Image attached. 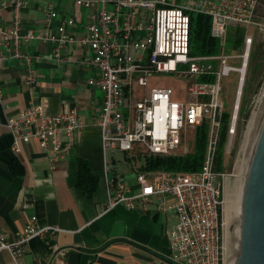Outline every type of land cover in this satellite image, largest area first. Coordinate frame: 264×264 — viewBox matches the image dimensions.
Returning a JSON list of instances; mask_svg holds the SVG:
<instances>
[{"label": "built area", "instance_id": "built-area-1", "mask_svg": "<svg viewBox=\"0 0 264 264\" xmlns=\"http://www.w3.org/2000/svg\"><path fill=\"white\" fill-rule=\"evenodd\" d=\"M259 0H184L174 5L160 0H75L81 7L99 5L98 11L78 38L49 31L23 30L20 10L25 0H1L0 7L12 10L10 25L0 31V60L14 58L24 62L25 82L34 81L33 63L36 55L22 50L30 39L54 42L52 56L62 61L60 50L68 44L87 46L92 56L81 60L93 64L98 76L88 84L102 92L97 124L103 154V172L107 191L105 210L122 204L128 209H147L157 197L159 208L176 216L169 233L170 260L173 264H226L228 252V222L225 218L226 168L216 170L215 158L224 102L220 100L221 78L229 72L238 74L234 100L229 113L222 156H231L233 139L238 133L239 110L249 62L253 25ZM112 4V9L106 5ZM196 11L209 17V35L216 41V50L209 54L190 53L189 16ZM50 11L49 16L55 17ZM66 23L72 25L73 20ZM232 27L244 30L242 48L232 50L229 34ZM62 30V27L60 28ZM239 60L238 66L230 61ZM154 73H169L185 81L186 99L174 101L168 86L149 87ZM209 80L201 81V78ZM134 82L145 91L125 114L124 86ZM262 90V89H261ZM1 96V87H0ZM207 122V142L201 168L194 172L169 170H136L138 186L133 190L125 178L109 169L105 153L109 150L129 152L140 145L149 156H167L178 148L183 131L195 130ZM16 141L22 137L35 138L50 156L66 149L62 139L71 141L80 128L77 112L69 109L50 115L39 103H32L15 116L0 122ZM62 231L57 226L36 223L31 217L14 241L0 234V250H9L14 257L32 238H49ZM52 256L47 264H66L65 251L50 243Z\"/></svg>", "mask_w": 264, "mask_h": 264}, {"label": "crops", "instance_id": "crops-1", "mask_svg": "<svg viewBox=\"0 0 264 264\" xmlns=\"http://www.w3.org/2000/svg\"><path fill=\"white\" fill-rule=\"evenodd\" d=\"M99 7L84 8L75 0H25L20 10L21 24L23 30H46L56 36L63 33L78 38ZM52 10L55 17L49 16ZM11 18V8L0 7V31L10 25ZM67 19L73 20L72 25L66 23ZM53 47L54 42L37 38L22 45L24 52L37 56L31 85L25 82L23 61L0 60V122L39 103L50 115L74 109L80 128L71 141L62 139L66 149L57 156L48 155L35 138L15 141L11 132L0 128V234L14 241L32 216L38 225L57 226L62 231L49 238H32L16 257L7 249L0 250V264H47L52 256L50 243L64 249L66 264H173L169 233L176 216L161 210L157 197L151 199L147 209H128L119 204L105 210L107 191L97 124L102 92L88 84L99 71L93 64L81 62L92 56L87 46H64L59 54L62 61L53 58ZM132 83L123 88L125 114L138 98ZM116 154L125 159L122 172L116 168L115 159L121 158ZM148 157L140 145L134 144L129 152L107 151L105 162L137 190L134 172L146 170ZM81 162L88 167L86 174L93 184L88 186L92 188L79 183Z\"/></svg>", "mask_w": 264, "mask_h": 264}, {"label": "rangeland", "instance_id": "rangeland-1", "mask_svg": "<svg viewBox=\"0 0 264 264\" xmlns=\"http://www.w3.org/2000/svg\"><path fill=\"white\" fill-rule=\"evenodd\" d=\"M169 4L181 5L184 0H171ZM248 34L253 36V44L251 47V52L249 56V62L246 70V77L244 82V87L242 91V98L240 102V106L243 104L242 111L239 110V125H238V133L233 139V149L232 154L226 160V171L232 174V170L234 168V175H229L225 179V188H227L229 202L226 205H229L230 211L235 215V203L239 197L240 191V182H241V172L243 168L244 161V153L247 143V138L249 134L250 124L255 118L257 105L264 91V81L262 84L261 93L256 98L255 104L251 109L250 116L246 122L244 130L241 132V121L243 120L246 109L251 101L253 88L256 86L259 78L261 77L264 71V0H259L256 13L253 19V25H250L248 28ZM233 66L239 65L238 59H233L230 61ZM238 74L235 72H229L226 76L221 78V91H220V100L224 102V107L226 111L231 110V106L234 100V92L237 84ZM163 87L168 86L171 87L174 91L173 100L174 101H182L186 99V87L185 81L183 79H178L173 74L169 73H154L149 78V87ZM132 87L135 91V97H140L143 94L144 88L137 86L135 83H132ZM195 131V130H194ZM194 131L193 130H184L183 131V140L181 144L172 152V155H184L186 153H190L194 149ZM244 149V150H243ZM244 151V152H243ZM117 157H121L120 154H116ZM243 156V157H242ZM117 158L116 156H114ZM116 168L119 171H123L125 167V159L123 157L118 160L115 159ZM240 164V165H239ZM241 166V168H240ZM154 170H162V169H154ZM237 171V172H236ZM228 186V187H227ZM226 190V189H225ZM238 194V195H237ZM225 195V192H224ZM233 203V204H232ZM233 221V222H232ZM230 222V223H229ZM228 222V229L231 223H235L234 220H230ZM228 241L232 238L230 230H228ZM229 249L227 252L228 258ZM226 258V264H227Z\"/></svg>", "mask_w": 264, "mask_h": 264}, {"label": "water", "instance_id": "water-1", "mask_svg": "<svg viewBox=\"0 0 264 264\" xmlns=\"http://www.w3.org/2000/svg\"><path fill=\"white\" fill-rule=\"evenodd\" d=\"M262 81L257 82L243 120L242 132ZM133 177V175L129 176ZM240 226L231 223L228 264H264V91L250 124L239 191Z\"/></svg>", "mask_w": 264, "mask_h": 264}, {"label": "trees", "instance_id": "trees-1", "mask_svg": "<svg viewBox=\"0 0 264 264\" xmlns=\"http://www.w3.org/2000/svg\"><path fill=\"white\" fill-rule=\"evenodd\" d=\"M189 16V35H190V53L191 54H209L216 50V41L209 35V17L203 13L196 11H187ZM244 30L241 27H232V33L229 34V46L232 50L239 51L242 48ZM201 81L209 80L201 78ZM243 104L240 107L242 111ZM229 111L225 108L221 113L219 141L216 150L215 168L216 170L225 169L222 156L223 145L226 138V130L229 122ZM207 122L206 120L195 128L194 131V149L190 153L184 155H167V156H151L146 159V169H162L174 172H194L201 168L207 142ZM88 167L85 162L79 165L78 178L80 184H85L84 188H92L88 186L92 184L90 176L86 174ZM93 185V184H92Z\"/></svg>", "mask_w": 264, "mask_h": 264}, {"label": "bare ground", "instance_id": "bare-ground-1", "mask_svg": "<svg viewBox=\"0 0 264 264\" xmlns=\"http://www.w3.org/2000/svg\"><path fill=\"white\" fill-rule=\"evenodd\" d=\"M248 136V135H247ZM245 149V148H244ZM243 149V150H244ZM244 152V151H243ZM244 156V155H243ZM242 156V157H243ZM240 165V164H239ZM240 168H241V166H240ZM237 172V171H236ZM241 174V176H242V172L240 173ZM241 180V179H240ZM240 184H241V182H240ZM226 187V186H225ZM228 187V186H227ZM226 190H225V199H224V201H225V205H224V207H225V218H226V221L227 222H229L231 219L232 220H234L235 219V224L236 225H238V226H240V203H239V197H238V200H237V202L235 203V215L232 213V211H230V209H229V205H226V203L227 202H229V194H228V192H229V190L227 191V188H225ZM238 195V194H237ZM233 204V203H232ZM233 222V221H232ZM230 223V222H229ZM229 230V229H228ZM229 237V236H228ZM228 247H229V245H228ZM227 264H228V262H227Z\"/></svg>", "mask_w": 264, "mask_h": 264}, {"label": "flooded vegetation", "instance_id": "flooded-vegetation-1", "mask_svg": "<svg viewBox=\"0 0 264 264\" xmlns=\"http://www.w3.org/2000/svg\"><path fill=\"white\" fill-rule=\"evenodd\" d=\"M262 81H261V84H260V87H259V89H258V93H257V95H256V98L258 97V95L261 93V89H262V84H263V81H264V71H263V73H262ZM260 79V78H259ZM254 89H255V87L253 88V92H254ZM253 94V93H252ZM252 98V97H251ZM256 101V100H255ZM251 102V101H250ZM255 104V103H254Z\"/></svg>", "mask_w": 264, "mask_h": 264}]
</instances>
